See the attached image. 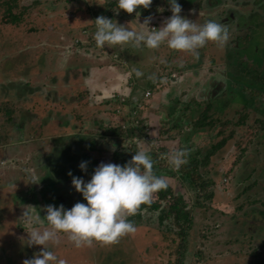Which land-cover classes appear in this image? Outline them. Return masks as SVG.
Listing matches in <instances>:
<instances>
[{
    "label": "rangeland",
    "instance_id": "374dc122",
    "mask_svg": "<svg viewBox=\"0 0 264 264\" xmlns=\"http://www.w3.org/2000/svg\"><path fill=\"white\" fill-rule=\"evenodd\" d=\"M245 2L246 0H227L226 3L234 9L245 10L247 14L250 11H262L261 6L264 5V0H249L246 7L244 6ZM19 6L29 8L28 13L22 15L21 22H14V24L5 21L3 17L5 11L0 8V32L4 31L12 39L19 38V35H21L22 44L26 45V49L31 51L32 47L29 43H31L32 38H35V36L40 38L46 31L58 27L57 34L51 38L52 45L50 48L62 55L67 47L71 51L75 50V54L72 55L74 61L71 60L67 67H72V73L78 75L79 79L76 81L78 88L88 87L85 92H93V89L99 87L101 82L114 81L117 72H123L125 78L135 79V83L132 85L133 96L135 90H138L137 95L144 93L147 89L146 80L154 79L161 74L165 70V66H168L167 71H170V67L173 65L181 67L186 65L190 68L191 62H196L194 63L196 68L203 65L202 67L205 70H209L212 63L217 71V68L225 67L224 63L220 64V61H223L222 59L227 55L225 47L230 45L232 47L233 45V43L229 45L226 42L221 48L215 42L211 45L208 41L204 50H197L198 55L196 56L186 51L169 49L166 43H162L156 49H148L142 45L135 46L130 43L112 47L105 45L102 48H97L92 39V33L95 30L94 19L98 15L109 18L108 12H114L109 7V0H19L18 7L13 9L14 14L22 12ZM137 8L132 13H127L123 9H120L119 12L115 11L116 13L112 18L113 22L133 30H140L144 27L141 23L145 19L141 14H136L138 12ZM162 8L161 5L157 10ZM156 14L159 15L160 19H157L159 17L150 18L147 27L151 28L154 25L160 27L162 25V21L166 18L165 12L157 11ZM250 15L249 20L253 18L256 24L260 23L262 26L260 29L253 30V35L248 40V46L254 56L258 54L264 61V19L257 16V14L252 15L251 13ZM182 16L192 21L189 15ZM244 16L242 15L240 18L241 23L247 21V17ZM204 22V19L197 20L198 25ZM231 27L235 30L233 25ZM244 28L245 26L241 28L242 33H245ZM236 34L233 35L236 36ZM239 38L247 42V36L246 38ZM233 50V48L230 49L227 61L230 71L236 69ZM198 59L201 62L200 64L197 63ZM132 69H138L141 75L137 77ZM204 69L201 68L200 72H195L196 81L198 80L203 85L207 84L208 80L212 81L211 76H209L211 72L207 75ZM58 73L61 74L62 71L54 72V74ZM180 73H182V70ZM3 76L1 72L0 80ZM90 77H92L91 82L92 86H95L94 88L88 81ZM17 78L22 80L23 74L18 72ZM82 78H87V80H82ZM28 79H30L29 82L32 86L40 83L35 82L33 77H25V82H28ZM186 83L178 89L176 84L172 87L170 82H165L160 90L153 91L150 98L140 101L143 112L141 113L138 134L166 140L162 135L163 133H159V130L167 129L168 125L164 122L167 121L171 108H175V104L179 105L181 102L184 105L188 104L186 96L192 92V86ZM105 87L109 88L110 86L106 85ZM194 90L198 91L199 89L195 87ZM182 91L185 95L182 94ZM93 93L95 95V92ZM57 94L60 98H52V101L46 98L44 92L38 89L27 95L28 101L24 106L30 108L29 115L31 116L30 120L27 121L22 120L20 114L26 108L15 106L11 97L0 98V131H3L0 134V157L11 156V162L18 159L20 163L22 162L21 164L28 161L29 165L32 164V159L36 160L38 158L44 160L47 157L46 161L50 162V156L55 147L54 139L59 140L58 146L55 147V150H58L62 145L65 148L69 147V143L72 142L71 137H74V134L93 135L102 134L105 131L103 126L94 123V121L84 123L81 119H78L79 114H84L85 120H88L87 117L93 120L94 115L98 116L99 112H106L104 114L109 117L113 124H117L120 120L119 115H116L118 102L111 101L110 108H103V103L90 93L89 98H86L87 100L80 102L74 108L67 101L69 99L67 90L61 87ZM198 95L196 94L195 97H198L201 109L196 108L194 110L193 118H196L201 111L204 114L205 110L203 108L208 105L206 95H203V97ZM237 100L236 103H242L239 97ZM170 101L173 105L170 104ZM175 101L177 102L175 103ZM219 102L220 100L217 101V105ZM221 104L219 107H222ZM241 105H231L230 107L229 101L226 106H223V112L210 110L213 122L203 130L198 131V134H192V136L195 135V145L193 144L192 148H189L192 150L201 149L202 146L211 149L212 145L223 142V145L217 149L210 161L202 167L205 179L210 183L206 188V193L210 197L201 195L203 191L200 190L185 191V184L180 179H170L176 191L184 193L187 199L189 198L190 205L193 206L191 208L194 223L189 231L188 247L182 264H251L255 259L252 255L254 248L259 247L264 252V244H262L264 241V129L260 127L257 132L252 131V124L260 117V114L264 115V111L261 113L253 111L250 113L249 119L246 120L242 117ZM228 120L231 121L226 123ZM128 124L132 125L131 122ZM9 127H11L10 130H8ZM254 133L255 135L252 137ZM140 137L131 135L124 142L130 144L134 141L139 148L145 151L149 150L152 146L151 138L145 136L142 139ZM68 140L71 141L68 142ZM118 140L117 138L115 142H118ZM173 144L176 146L178 140L174 141ZM26 146L27 149L24 151ZM19 149L20 153H24L18 154ZM59 153L61 155V152ZM68 154L71 153L68 152ZM205 154L202 153V156ZM89 155L93 163L97 161L94 166H97L100 162L108 163L111 162L108 160H112L111 151L104 149L103 152H91ZM75 162L79 164L81 160ZM42 163H38V167H40L39 170H43L45 173H41L39 182H42V180L50 182L47 180L50 175L47 169L48 165ZM55 166L57 176L67 174L69 171L76 175L79 174L78 169L73 168V166L65 168L58 161L55 162ZM81 172L84 174L87 171ZM5 176L12 185L9 183L10 187L8 189L0 190V206L4 203V206L8 209L7 205L11 192L19 194L30 188L32 184L35 185V183L27 182L28 174L23 172L22 169H7ZM70 181L71 179L68 181L66 178L63 181L64 184H59L58 192L63 191L60 187L65 186L67 188L65 197L69 201L71 200L72 204L77 201L85 202L82 195L74 190ZM2 183L3 180L0 177V185ZM154 194L152 196L156 197V194ZM12 204L16 203L12 202ZM144 214L150 216L151 212L146 211ZM13 224H17L16 221H10L6 218L5 213L3 215L1 213L0 231H4L5 235L9 236L3 242L0 241L1 264H22L23 259L38 254L43 247L42 245L27 246L26 240L23 239V237L27 239L25 233H19V239L13 235H8V230L13 233L12 230L16 228ZM43 229L42 227L39 230ZM168 229L177 231L175 227H172L171 221L160 224L157 219L146 217L145 221L135 226L134 232L119 236L114 242H101L102 245L96 246V241L93 240L91 244L82 245V253H86V255H82L81 250L78 251L80 247H73L74 244L69 245L70 241L63 232H57L55 241H49L47 247L58 258H63L66 264H72L76 260H83L88 264H177L178 254L174 251L178 249L180 237L172 233L174 242L171 241L172 236L167 234ZM27 231L30 230L28 229L25 232L27 233ZM172 243H174V246H171ZM71 248L75 249L76 256L68 255ZM77 264H80V262Z\"/></svg>",
    "mask_w": 264,
    "mask_h": 264
},
{
    "label": "flooded vegetation",
    "instance_id": "af4514ba",
    "mask_svg": "<svg viewBox=\"0 0 264 264\" xmlns=\"http://www.w3.org/2000/svg\"><path fill=\"white\" fill-rule=\"evenodd\" d=\"M77 1H82V0H77ZM177 2L181 6L180 15L181 16L189 15L190 19L194 23L197 24V20H203V19L205 21L214 20L216 22L223 24L228 29L229 38L227 42L229 45L232 43L233 45L232 47H230L231 45L225 47L227 55L224 59H222L223 61H220V64L224 63L225 67L224 68L219 67V69L217 68L216 71V69L213 67V64L211 63L212 66H210L209 70H205L202 67L203 65L199 68H196V66H194V63L196 62H191L192 65L190 68H188L186 65L182 67L173 65L172 67H170L171 70L167 71L169 67L165 66L166 68L164 71H162L161 74L157 75L154 79L152 78L146 80L147 89L145 90L144 93H140L139 95H137L138 90H135V93L132 96L133 93L132 85L135 83V79L125 78L123 72H117L116 74L117 76L114 77V81L112 82L109 81L101 82V85L96 89L94 88L95 86L91 85L90 80H92V77H90L88 81L90 82L92 88H94L93 92H95V95L93 92H85L88 89V87L78 88L76 82L77 79H79L78 75L72 73L73 71L72 67L71 68L67 67L71 60L74 61L72 55L75 54L74 52L75 50L71 51L70 48L67 47V49L63 51V55H62L59 52L57 53L55 50L50 48V46L52 45L51 38L57 34L58 27L57 28L52 27L53 28L52 30L46 31V33L40 38H36V36L35 38H32L31 43H29L32 47L31 51L26 49L27 48L26 45L22 44L21 35H19V38L15 37L12 39L11 36H7L4 33V31L0 32V73L2 72L4 75L3 78L0 80V98L11 97L13 98L15 106L17 107L21 106L26 108L23 109L22 112H20L22 120L27 121L28 119L30 120L31 117L29 115L30 108L28 106H24V104L27 103L28 101L27 95L32 94L34 91L38 89L44 92V94L46 95L45 97L51 99L52 101V98L55 99L60 98V96L57 93L59 91V88L61 87L67 90V92L69 93L68 95L69 99L67 101L70 102L74 106V108H76L78 104L84 101L87 97L89 98V94L92 93L93 97L95 96V98L98 101L103 103L102 104L103 108H110L111 101L118 102L116 108V112H117L116 115H119L120 117L119 122L117 124H113V122L109 119V117L106 114H104L106 112H99L98 116L94 115L93 120L88 117H87L88 120H85L86 118L83 117L84 114L82 115L79 114L77 116L78 119H81L84 123H88L89 121H94V123L103 126L105 131L102 134H93V135L74 134V137H71L72 142H70L71 140L70 141L68 140V142H70L69 143L70 146L65 148L62 145L59 147L58 150H55L56 149L55 147L58 146L59 140L54 139L53 143H55L54 144L55 147H54V152H52L50 156L51 159L50 162L46 161L47 157L44 158L45 161L41 158H38L36 160L32 159V164L29 165L28 161H24V160H23L24 164H21L22 162L20 163L18 159L11 162V156L0 157V177H2L3 180L2 185H0V190H4V189L6 190L10 187L9 185L10 182H8V178L5 176V171L7 169H11V168L22 169V171L27 174L29 172L31 174H34L37 181H39V176L41 175V173H45V171L43 172V170H39L40 167H38L39 165L38 163L43 162L42 164L48 165L47 169L49 172L48 171L47 172L50 174L49 177L47 178V180H49L50 182L48 181L46 182L45 180H42V182L35 183V185L32 184L30 188L26 189L23 192H20L19 194H14L13 192H11L10 194L11 197L7 205L8 209H6V207L4 206L5 204L2 203V205L0 206V215L1 213L2 215L3 213H5L6 218H8L10 221L11 220L16 221V223L18 224V226L17 224H13L15 225L16 228L12 230L14 231L13 233L8 230L9 233L8 235L10 236L13 235L17 239H19L18 238L19 233L27 234L25 231L28 229L31 230L32 228H37V230H39L42 227L44 229L45 228L50 229V226L47 224V222L43 221L44 209L42 206L52 204L54 207L58 205H63L65 208H70L73 205L71 203L72 201L71 200L69 201L65 197L67 193L66 192L67 188L65 186L60 187L61 189H63V191L58 192V185L64 184L63 181L66 178L69 181L71 177L68 175V173L57 176L58 174L55 172L56 161H58V163H60L62 167L64 166L65 168H69L73 166V168L78 169V173H79L78 175H76L75 173L72 174L78 177H83L84 180H88L90 178L93 169L95 167L94 165L97 164V161L96 163H93V161L91 160V156L89 155L91 152H96V151L103 152V149L111 151L112 160H108V161L123 165L122 159L123 157H125V153L129 149L134 148L131 146L135 144L134 141L131 142L130 144H125L124 140L129 138L128 137L123 138L122 136L123 133H127L130 130H135L136 132H139L141 116H142L141 113L143 112L140 101L147 99L148 97L150 98L153 91L160 90V87L165 82H170L172 86L176 84V87L177 86L181 87L183 86V84L187 82L186 84H190L192 86L191 87L192 92L199 94L198 95L199 97H203V95H206V100L208 102V105L213 100H215L216 98L215 96L220 95L222 97H227V98L235 97L233 99H237L241 95L245 98V100L242 101L241 103L243 106L240 103H236L237 102L236 100L228 99L227 102L230 101V107L231 105L234 106L241 105L240 108L242 110L241 114L242 117H244V119L246 120L249 119L251 112L257 111L258 113H261L264 111V61L262 58H258L256 55L254 56L248 46V40L250 36L253 35V30L260 29L262 26V24L260 23L256 24V22L253 21V18L249 20V18L251 17L250 14L251 13L252 15L257 14V16L263 17L264 19V5L261 6L262 11L261 10L260 12L250 11L247 14L245 10H238V9H234V7H230L226 3L227 0H177ZM247 2H249V0H246V2L244 3L245 7L248 4ZM18 5H19V0H0V8L4 9L5 11V15L3 17L5 18V21H7L9 24H14V22H21L23 19L22 15L23 14L27 15L28 13L29 8H26L25 6H19L22 12L20 14L19 13L14 14L13 9L14 7H18ZM161 5L163 8L161 10H157V8H159V6ZM150 6H151L150 13L148 17H150L151 19L159 17V15L156 14L157 11L165 12L166 17L168 15L169 16L171 15L167 0H162V1L158 0V3L154 2ZM156 6L157 8H155ZM141 7L142 6H139V8H137L138 9V12H136L137 15L140 14ZM119 11L120 10H118V12ZM242 15L243 16L245 15L247 17V21H244V23H241L240 21ZM143 18L145 19L146 17ZM157 19H160V17ZM231 25L235 27V30L231 27ZM244 26H245L244 28L245 33H247L248 35L241 32V28ZM154 27L156 26L154 25ZM1 29L4 30L3 28ZM233 34H236V36H234ZM239 37L246 38L247 42H245L243 39ZM236 38L238 39L236 40ZM209 42L211 45L212 43H214L212 41ZM206 44L207 42L205 43L204 47H201L199 49L204 50L207 47ZM232 48L234 49L233 50L235 55L234 64L236 66V69L230 71L229 64L227 61L229 57L228 54L230 52V49ZM199 61L200 60L198 59L197 62L198 64L201 63ZM201 68L205 70L207 75L211 72V75L209 76H211L210 79H212V81L208 80L207 84L205 83L204 85L201 84L198 80L196 81L195 78V72H200ZM181 70L182 73H180ZM55 71H59V72L62 71V73L54 74ZM18 72L23 74L22 80H19L17 78ZM25 77H33L35 82H40V83L37 84L36 86H32V84L29 82L31 78L28 79V82H25ZM82 80H87V78H82ZM106 85H109L114 89L113 88L111 89L110 87L106 88L105 87ZM195 87H197L199 90L198 91L194 90ZM182 94L185 95L183 91ZM176 102L177 101H175V103ZM186 102L188 103L185 105L186 109H182L181 104L179 105L175 104L176 105V106L174 105L175 108L172 107L171 112L168 114V118L173 117L174 119H179L181 120V122H183L182 128L179 130V132L172 131V134L178 132L176 135V137L178 138L176 139L173 138L172 141H170V139H166V137H165L166 140H160V139H155L156 137L154 136L143 135V137L146 136L147 138H151L152 146H156L158 145L159 142H161V144L167 143L171 148V143L173 144L174 141L178 140V143L179 142L182 143L181 148L185 150L188 154L194 155L195 152L199 150V148L195 150L189 148H192L195 142L194 136L198 134V131L203 130L206 126L210 125L211 121L207 125L203 124L204 123L202 117L203 111H201L196 118L192 117V114L196 108L201 109L200 107L201 103L198 101V97L197 98L195 97L194 99L187 97ZM170 104L173 105L172 101H170ZM205 109L206 107L203 108V110ZM213 109L215 110V108ZM259 118L264 119V115L260 114ZM209 119L210 118H208V121ZM11 121H13L12 118ZM230 121L231 120H228L226 123H229ZM129 122H131L132 125H129L128 124ZM10 128L11 127H9L8 130H10ZM1 133H3V131H0V134ZM192 134L195 135L192 136ZM135 136L139 137V135H135ZM143 137L142 139H144ZM117 138L119 140L118 142H115ZM37 141H42V140H37ZM62 141H64V139H62ZM26 149L27 146L24 148V151H26ZM152 150L153 149H151L150 147V149L146 150V152H151ZM59 152H61V155ZM68 152H70L71 154H68ZM216 152L217 151H215L214 154ZM23 153L24 152L20 153V149L18 150V154H23ZM214 154H212L209 157L208 161H210L211 157ZM159 159L161 160V162L158 163L160 165V170L158 171V173H156V176L165 179L168 175V172L166 170L172 168L168 163H166V161L165 163H163L165 158L160 156ZM78 160L87 161L86 173L82 174L81 170L77 165L78 163L75 162ZM171 178L172 176H168L170 183H172V181H170ZM170 197L171 196H169V198ZM156 198L157 196L156 197L151 196V202H154ZM12 202L16 204L13 205ZM150 204L151 203H149L147 206H145L142 209L138 208L134 215L126 216V219L131 221L134 224V226L140 225L142 221H145L146 217H148L149 219L150 217H152V219H157L160 222L159 220L161 213L160 210H155L154 208H151ZM11 206H15V207H11ZM25 207L32 208L33 211L36 212L39 211L42 220L41 224L30 225L24 222L21 215ZM146 211L151 212L150 216H146L144 214ZM5 221L7 220L5 219ZM166 221H171V220H166ZM163 222L162 223L160 222V224H164ZM8 237L9 236L5 235L4 231L3 232L0 231L1 242H3L4 239H7ZM23 239L26 240L25 237H23ZM69 243H70L69 245L74 244L72 241H70ZM82 245L84 244L83 243L81 244L78 251L80 252L81 250L80 253L82 255H86V253L84 254L82 253ZM98 245H102V243L96 241V246ZM65 248L67 247L65 246ZM70 250L71 251H69L68 255L71 254L76 256L74 252L75 249L71 248ZM32 256L33 255H30L28 258H31ZM78 262H80V264H88L86 262H83V260H76V262H72V264H77Z\"/></svg>",
    "mask_w": 264,
    "mask_h": 264
},
{
    "label": "clouds",
    "instance_id": "9594fccd",
    "mask_svg": "<svg viewBox=\"0 0 264 264\" xmlns=\"http://www.w3.org/2000/svg\"><path fill=\"white\" fill-rule=\"evenodd\" d=\"M171 15L162 21L160 27H147L150 17H146L140 30H133L114 23L112 19L98 15L94 19L95 30L92 39L97 48L105 45L132 44L148 49H156L166 43L169 49L186 51L193 56L197 50L212 41L218 47H223L228 41V29L214 20H206L196 24L181 16V6L177 0H167ZM151 0H115L113 11L123 9L132 13L137 6L148 8ZM139 77L141 72L132 69ZM114 148V146H113ZM170 167L175 170L185 163L186 151L171 149L161 154ZM87 161H81L78 167L86 170ZM153 161L142 148H137L131 158L123 165L112 162H100L94 167L88 180L75 176L71 177V185L79 192L86 202H75L70 208L52 204L42 206L43 221L50 226L43 230L32 228L27 231L26 245H42L38 254L25 258L22 264H66L63 258H58L47 247L49 241H55L56 233L63 232L76 247L91 243L93 240L111 243L119 236L135 231L134 224L126 216L134 215L141 204L151 203V196L158 190L165 188L164 178L156 176L152 171ZM27 182L38 183L34 174L28 173ZM21 217L30 225L41 224L39 211L25 207Z\"/></svg>",
    "mask_w": 264,
    "mask_h": 264
},
{
    "label": "trees",
    "instance_id": "16d2710c",
    "mask_svg": "<svg viewBox=\"0 0 264 264\" xmlns=\"http://www.w3.org/2000/svg\"><path fill=\"white\" fill-rule=\"evenodd\" d=\"M162 1V0H159ZM157 2L158 0H151V4ZM150 4V5H151ZM148 8H140V14L142 17H148L149 13H150V6ZM115 6V0L114 1H110L109 0V7L111 9H113L112 7ZM144 9V10H143ZM115 12H108V17H110V19L113 18ZM256 56L258 58L259 55L256 54ZM215 100H213L205 109L204 114L202 115L203 117V121L205 125L209 124V122L211 121V123L213 122L211 115H210V110H213V108H215V111H220L223 112V106H226L228 104V99H232V100H236L237 99H233L235 97H222V96H215ZM214 98V97H213ZM212 98V99H213ZM239 98L241 99V101H244L245 98L243 96H239ZM220 100L219 104L217 105V101ZM220 103H222V107L220 106ZM181 104L182 109H186L185 105L183 104V102L179 103ZM189 107V106H188ZM187 107V108H188ZM183 111V110H182ZM208 112V113H207ZM208 118L209 121H208ZM170 119V120H169ZM201 119V118H200ZM169 120V123H168ZM167 126V129H163V130H159L160 133L163 135V137H166V139H170V141H172V139H176L178 137H176L177 133L179 132V130L182 128V123L181 120L179 119H174L173 117L168 118L167 121L164 122ZM255 123V124H254ZM252 124V131H258V129L260 127H262L264 129V119L263 118H257V120H255ZM140 129V127H139ZM172 131H178L175 132L174 134H172ZM255 132V133H256ZM255 133L252 135V137H254ZM135 136V135H139L141 137H143L142 134H138V132H136L135 130H130L127 133H123V138L124 137H129V136ZM157 139V138H155ZM252 139V138H251ZM250 143V141H249ZM137 143H135L133 146L134 148L129 149L126 153H125V157H123V161L122 163L124 164L126 161H128L131 158V155H133V152L137 150L138 146L136 145ZM223 145V142L221 144H217L212 146V148L209 150L207 149L205 146H202L201 149H199L197 152H195V154H188L186 152V156H185V163H183L177 170H173V169H169L166 170L168 172L167 177L165 178V181L167 183V186L165 188H162L160 190H158L156 192V200L154 202H151L150 207L154 208L155 210H160V222L165 223L166 220H171L172 222V227H175L177 229V231H173V229H168L167 234H169L170 236H172V233H175L177 236L180 237V241L178 243V249L175 250L174 252L178 254V258H177V264H182L183 260H184V256L185 253L187 251V247H188V237H189V231L193 226V214H192V205H190V202H188V199L186 197V195L180 191H175V186H173L172 183L169 182L168 176H172V178H177L181 180V182L183 184H185V191L187 190H200L203 191V193L201 195L205 196V197H210L207 193H206V188L209 186V181H207L205 179V175L203 174V169L202 167L205 166L207 164V161L209 160V157L214 154L215 151H217L218 148H220ZM249 145V144H248ZM171 147H174L173 149H182V143H178L176 146H174V144L171 143ZM151 149H153L151 152H147L152 161H153V165H152V171L153 174L156 175V173H158V171L160 170V165L158 164L159 162H161V160L159 159L161 154H166L170 151V147L169 145L166 143L161 144V142L158 143V145L156 146H151ZM205 151V152H204ZM202 153H206L204 156H202ZM166 159H164L165 163ZM175 191V192H174ZM169 196H171L169 198ZM148 204H141L138 208L142 209L145 206H147ZM171 241L174 242L173 236L170 239ZM262 244H264V241L262 242ZM171 246H174V243L171 244ZM260 247H262L260 245ZM254 252L252 253L253 257L255 258L251 264H264V252L263 250H261L259 247L254 248L253 250Z\"/></svg>",
    "mask_w": 264,
    "mask_h": 264
},
{
    "label": "crops",
    "instance_id": "0c3cea01",
    "mask_svg": "<svg viewBox=\"0 0 264 264\" xmlns=\"http://www.w3.org/2000/svg\"><path fill=\"white\" fill-rule=\"evenodd\" d=\"M172 87H173V86H172ZM177 88L180 89L181 87H180V86H177ZM183 93H184V92H183ZM184 94H185V93H184ZM195 94H196L195 92H191V93H189V95H187V97L193 99Z\"/></svg>",
    "mask_w": 264,
    "mask_h": 264
},
{
    "label": "water",
    "instance_id": "95a60500",
    "mask_svg": "<svg viewBox=\"0 0 264 264\" xmlns=\"http://www.w3.org/2000/svg\"><path fill=\"white\" fill-rule=\"evenodd\" d=\"M91 33V32H90ZM78 52H80V51H78ZM82 52V51H81ZM94 78V77H93ZM95 79V78H94ZM91 81V80H90ZM91 85H92V82H91Z\"/></svg>",
    "mask_w": 264,
    "mask_h": 264
}]
</instances>
